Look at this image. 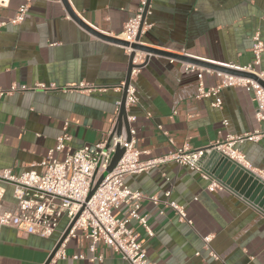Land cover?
Returning <instances> with one entry per match:
<instances>
[{
	"label": "crops",
	"instance_id": "obj_1",
	"mask_svg": "<svg viewBox=\"0 0 264 264\" xmlns=\"http://www.w3.org/2000/svg\"><path fill=\"white\" fill-rule=\"evenodd\" d=\"M79 20L98 34L117 38L134 16L141 0H66ZM27 5L24 20L9 23ZM264 0H150L140 43L164 52L217 66L243 68L253 62V36L263 43L260 65L264 74ZM0 88L17 89L0 99V168L13 174L38 170L65 126L72 150L95 144L113 132L122 98L129 54L121 46L100 40L75 23L60 0H0ZM183 62L144 55L130 84L136 103L128 109L140 159L157 158L174 149L206 148L227 135L264 130L254 117L252 94L244 88L197 98L198 71L183 72ZM202 69V68H201ZM205 89L216 76L205 69ZM83 83L85 90L73 87ZM38 84L54 89H35ZM21 88H25L21 90ZM66 124V125H65ZM253 174L264 181V138L237 144ZM54 158L62 160L63 153ZM206 172H210L204 167ZM213 177V176H212ZM199 173L167 163L125 179L139 192L138 213L146 231L129 222L154 264H264V210L224 185L209 191ZM0 212L13 210L12 187L4 185ZM184 208L180 221L164 202ZM156 196L154 205L149 198ZM163 214H160V212ZM121 206L115 216L124 217ZM67 228L59 221L50 237L2 228L0 264H45ZM210 236L208 247L203 238ZM90 242L75 230L64 243L65 257L52 264H127L103 243ZM214 253L216 258L210 255ZM100 258V260H99Z\"/></svg>",
	"mask_w": 264,
	"mask_h": 264
},
{
	"label": "built area",
	"instance_id": "obj_2",
	"mask_svg": "<svg viewBox=\"0 0 264 264\" xmlns=\"http://www.w3.org/2000/svg\"><path fill=\"white\" fill-rule=\"evenodd\" d=\"M147 4L148 0L140 1L138 10L125 23L117 38L129 44L135 43ZM26 11L27 5L20 6L15 17L9 20V23L20 24L24 20ZM4 24L6 23H0V27ZM124 49L128 54L132 52L130 48ZM262 52L263 43L259 35L255 34L251 48L252 64L243 68L227 67L253 73L264 81V74L255 70V67L260 65ZM144 55L135 52L132 63L141 65ZM180 69L183 72L198 71L197 98L213 97L212 106L215 108L221 107V100L218 97L221 90L236 87L244 88L252 94L256 122L260 126L264 125V89L258 83L250 79L206 70L214 74L217 80L213 87L205 89L202 82L203 69L186 63H182ZM136 70L131 71L130 81ZM85 87L83 83H80L73 88L85 90ZM24 89L21 88V90ZM35 89L50 90L54 89V86L38 84ZM16 90L15 86L8 90L0 88V99L3 96L11 95ZM135 103L134 88L129 84L125 97V109L129 125L134 122L135 117L128 114V109ZM119 107L120 103H117V108L119 109ZM65 129L64 126L62 134L56 138L54 147L49 150L46 158L38 164V170H28L15 175L9 168H0V202L5 193L4 185L12 187V196L15 200L13 210L0 212V232L2 228H12L22 234L43 238L50 237L56 231L59 221L65 218L67 227L72 223L69 234L75 230L81 231L90 242L89 250L91 252L95 250V245L100 242L118 253L127 264H154L148 261L142 242L138 240L134 229L128 225L129 222L135 221L138 226L146 231L148 236L153 235L147 226L146 217L138 213L143 196L139 192L131 191L126 186L125 179L128 176L145 173L163 164L175 163L178 166L196 171L203 179L208 180L207 189L209 191L222 190L224 184L210 176L204 168L207 156L211 152L221 153L243 168L252 171L251 165L235 146L245 141L257 142L264 138V130L256 129L252 133L240 136L227 135L223 141H216L206 148L183 146L166 155L141 160V152L135 148V141L132 137L134 131L131 126L129 128L130 140H127L124 134L117 136L112 132L103 140L92 145H84L76 150H72L67 144L70 137ZM117 147L123 149L122 157L115 167L106 173ZM55 153H63L64 158L62 160L54 158ZM102 174H105L103 180L88 198ZM169 195V192L165 193L167 197L164 202L165 207L170 209L180 221L190 224L184 208L173 201H169ZM149 200L154 205L159 203L156 196L149 198ZM121 206L125 208V212L124 217L119 219L115 216V212ZM160 214L163 212L161 211ZM210 240V236L203 238L207 247ZM64 243L65 240L61 243L50 264L56 259L65 257ZM210 255L216 258L214 253L210 252Z\"/></svg>",
	"mask_w": 264,
	"mask_h": 264
},
{
	"label": "water",
	"instance_id": "obj_3",
	"mask_svg": "<svg viewBox=\"0 0 264 264\" xmlns=\"http://www.w3.org/2000/svg\"><path fill=\"white\" fill-rule=\"evenodd\" d=\"M65 11L69 15V17L77 23L80 27L83 29L87 30L90 34L94 35L95 37L99 38L102 41H105L107 43H111L114 45L121 46L123 48H130L131 53L129 54V60H128V67H127V73H126V78L124 81V84L122 86V98L120 101V107H119V112L117 116V121H116V126L113 130V132L117 135L120 136L121 134H124L126 136L127 140H130V135H129V128L130 125L127 122V114H126V109H125V97H126V90L127 87L130 84V77H131V71L133 69H139L141 65H134L132 63L135 52L143 53L146 56L149 55H157V56H162V57H167L171 59H175L178 61H181L183 63L189 64V65H194L196 67L205 69V70H211L215 72H221L237 77H242L246 79H250L258 83L263 89H264V81L259 79L255 74L249 73V72H244L224 66H217L213 64H209L207 62H203L200 60H195L192 58L164 52L161 50H157L155 48H151L149 46H146L142 43H140V35H141V29L144 24L146 12L150 3V0H148L147 7L145 8V11L142 16V21L139 27V31L137 34V37L135 39V43L129 44L119 38H114L102 34H98L91 30L89 27H87L85 24H83L79 18L72 12L70 9L68 3L66 0H60ZM123 154V149H120L117 147L110 164L108 168L106 169V173H109L117 164V162L121 159ZM204 167L210 172V174L217 179L219 182L222 184L228 186L230 189L233 191L239 193L242 195L245 199H248L250 202L253 204L259 206L264 210V181H262L259 177H257L253 172L243 168L239 164L231 161L221 153L217 152H211L205 162H204ZM105 174H102L100 178L97 180L94 188L92 191L89 193L88 198L91 196L93 191L96 189V187L99 185V183L103 180ZM72 228V223L66 228L64 231L63 235L57 242L56 246L50 253L47 261L45 264H50L53 256L61 246V243L66 239V237L69 234V231Z\"/></svg>",
	"mask_w": 264,
	"mask_h": 264
}]
</instances>
